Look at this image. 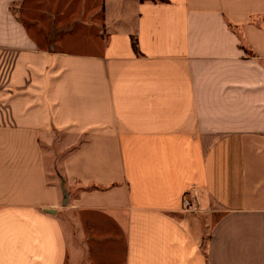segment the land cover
<instances>
[{
	"label": "crops",
	"instance_id": "0c3cea01",
	"mask_svg": "<svg viewBox=\"0 0 264 264\" xmlns=\"http://www.w3.org/2000/svg\"><path fill=\"white\" fill-rule=\"evenodd\" d=\"M0 264H264V0H0Z\"/></svg>",
	"mask_w": 264,
	"mask_h": 264
},
{
	"label": "trees",
	"instance_id": "16d2710c",
	"mask_svg": "<svg viewBox=\"0 0 264 264\" xmlns=\"http://www.w3.org/2000/svg\"><path fill=\"white\" fill-rule=\"evenodd\" d=\"M141 2H146V1H150V2H164L165 0H140ZM133 49L134 51L137 53V48H136V43L133 42Z\"/></svg>",
	"mask_w": 264,
	"mask_h": 264
},
{
	"label": "rangeland",
	"instance_id": "374dc122",
	"mask_svg": "<svg viewBox=\"0 0 264 264\" xmlns=\"http://www.w3.org/2000/svg\"><path fill=\"white\" fill-rule=\"evenodd\" d=\"M190 207H191V204L188 201L183 202V207H182L183 211L189 210Z\"/></svg>",
	"mask_w": 264,
	"mask_h": 264
}]
</instances>
